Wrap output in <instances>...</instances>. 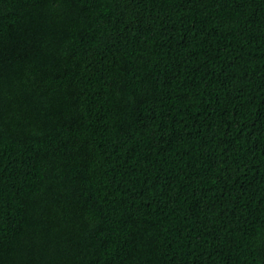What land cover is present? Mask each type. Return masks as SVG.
<instances>
[{
    "label": "trees",
    "instance_id": "trees-1",
    "mask_svg": "<svg viewBox=\"0 0 264 264\" xmlns=\"http://www.w3.org/2000/svg\"><path fill=\"white\" fill-rule=\"evenodd\" d=\"M0 264H264V0H0Z\"/></svg>",
    "mask_w": 264,
    "mask_h": 264
}]
</instances>
